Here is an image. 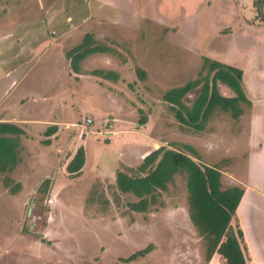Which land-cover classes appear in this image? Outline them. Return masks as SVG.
Here are the masks:
<instances>
[{
    "label": "rangeland",
    "instance_id": "obj_1",
    "mask_svg": "<svg viewBox=\"0 0 264 264\" xmlns=\"http://www.w3.org/2000/svg\"><path fill=\"white\" fill-rule=\"evenodd\" d=\"M234 1L131 0L125 16L104 5L93 6L91 12L82 4L76 12L88 18L84 24L67 22L75 10L65 7L47 27L45 19L32 26L39 35L45 29L56 37L69 32L53 46L59 51L83 46L87 34L95 45L106 47L121 73L86 56L81 69L73 68L95 80L76 79L72 69L66 76L52 69L51 59L59 54L49 49L37 55L15 88L10 101L23 100L26 118L76 125L90 118L92 124L84 133L58 126L59 134L48 141L43 139L45 128L27 126L25 133L19 130L20 141L19 136L13 138L22 156L10 176L0 173V264H227L222 253L228 237L238 240L239 230L230 225V234L211 253V241L201 237L189 219L183 174L167 183L160 202L146 212L132 211L130 204L137 198L120 193L115 179L118 170L130 176L131 168L164 147L222 171V188L238 185L240 138L248 130L245 115L251 103L234 102L228 109L214 105L193 123L178 120L180 112L165 99L191 85L183 100L185 108H191L212 75L202 67L208 58L242 71L243 91L255 101L254 112L264 115V0ZM256 1L260 3L254 5ZM217 84L222 96H235ZM77 145L85 154L82 173L66 178L58 161L66 150L63 159L69 160ZM5 176L11 179L10 188L4 186ZM44 176L57 179L58 197L44 195ZM248 241L241 238L240 250ZM146 249L129 263L120 260Z\"/></svg>",
    "mask_w": 264,
    "mask_h": 264
},
{
    "label": "crops",
    "instance_id": "obj_2",
    "mask_svg": "<svg viewBox=\"0 0 264 264\" xmlns=\"http://www.w3.org/2000/svg\"><path fill=\"white\" fill-rule=\"evenodd\" d=\"M230 1L235 4L234 0ZM82 4L89 5V10H91V12L93 11V6H108L112 8L115 14L118 12V16H121L126 13V8L129 4H131V0H0V123L12 124L24 133L27 131L25 130L27 126L45 128L47 130L46 136L43 138L45 141H48L51 137H57L59 134V132H57L58 126H70L74 129H80L83 133L86 132V130L81 128V125L84 122L81 125H76L73 122L32 120L26 118L27 116L24 114L25 110L22 111L23 106L24 109H26V105L23 103V100L19 99L16 101H10L15 88L28 76L37 55L49 52V49H51L50 53L55 50L58 51L59 54L56 58L51 59L52 69L55 70V67H57L63 74L66 76L68 75V69H72L71 62H69V60L71 61L69 54L79 47L80 44L75 47H71L70 49L60 48L59 51L58 49H54L53 46L59 42L60 39L67 36L69 32L64 30L61 35L56 37V34L53 31L48 32V30L46 31L45 29L43 35H39L32 26H34L37 21L42 23L43 20L41 19H45L42 24L47 27L51 21L53 22L60 14H62L65 7H68V10L70 8L75 10L71 16L66 17L67 22L72 23V21H76L78 25L82 23L84 24L88 18H83L82 15L78 16V13L76 12V7ZM243 7L244 6L242 4V6H240L241 12H244ZM234 11L235 10L233 8L230 9V12L234 13ZM122 19L125 20L124 18ZM87 36V34H84V39ZM87 57L89 60L100 62L105 69L111 70V72H114L115 74L121 73L118 70L117 63L113 61V57L109 56V53L107 52L92 53ZM85 58H83L76 65L77 69H81V67L85 65ZM91 71L95 72V69ZM74 73L76 74L74 76L76 79L84 77L88 80H95V76H90V74L81 76L77 74L78 72L76 71ZM68 78L71 80L70 77ZM254 86V89H258L255 83ZM247 95L248 94H245V96ZM225 98L232 97L228 96ZM246 99L251 103V105L247 107L248 114L245 115L248 130H243V136L240 138V143H243L240 147V164L237 166V169L240 168V177H236L238 185L233 186L242 189L243 195L234 215L230 220L228 233L231 229L230 225L232 226L234 223V230H239V237L237 238L238 247L240 248L241 238L244 237L249 240L248 244L245 245L246 248L241 249V255L245 264H264V117H261L264 115H260L261 113L256 114L254 112L255 101L253 99L249 96L246 97ZM44 101H46V99H44ZM13 108H16L18 112L13 111ZM26 111L29 112V110ZM87 132L90 134L92 133L89 131ZM19 137L18 141L21 140V136ZM21 145L22 144H20V146ZM80 147L81 146L79 145L75 147L73 153H70V158L68 157L69 160L66 161V159H63L65 154L69 152L66 150L58 161L65 171L66 178L67 166ZM19 150L22 149L19 147ZM21 156L22 154L18 151L16 158L17 163L12 169V172L20 163ZM220 172L221 174H224L222 171ZM43 180L51 181L48 193L46 194L47 197L57 195L58 191L56 190V184L54 183L57 179H49L48 176H44ZM41 181L42 180H40V182ZM61 186L62 184H58L57 188L61 190ZM244 201L246 204L242 207ZM229 234L226 233L225 235ZM219 245L220 243L218 246Z\"/></svg>",
    "mask_w": 264,
    "mask_h": 264
},
{
    "label": "trees",
    "instance_id": "obj_3",
    "mask_svg": "<svg viewBox=\"0 0 264 264\" xmlns=\"http://www.w3.org/2000/svg\"><path fill=\"white\" fill-rule=\"evenodd\" d=\"M258 3L260 1H256L254 5ZM97 52H106V47L95 45L87 36L83 46L81 44L69 54L72 71L75 72L73 66L77 65L83 58ZM202 67L209 69V74L212 75L209 82H206L202 87L201 93L192 102L191 108L187 109L183 105V100L190 92L191 85L175 89L172 94L165 96L171 109L180 112V114L176 113V117L180 121L190 120L197 123L204 118L206 111L214 105H221L224 109H228V107H233L230 106L231 103L247 102L241 82L242 71L208 58H203ZM136 73L138 77H144V73L140 69ZM218 82L230 88L235 96L232 98L221 96L217 89ZM182 112L185 113V116L182 115ZM141 122V124H145L144 120ZM19 130L12 124L0 123V173L9 174L17 163L18 143L13 141V138L19 136ZM44 143L47 144V142ZM84 162V150L83 147H80L67 166V177L76 178L80 176ZM130 173L129 176L126 171L118 170L115 182L120 193L131 194L137 198V202L130 204L132 211L136 212H146L150 206L159 203V197L161 192H165L167 183L176 174H183L188 193L189 219L197 227L199 235L205 240L211 241L210 252L213 253L216 250L221 238L228 232L230 220L243 195L242 189L238 187L222 188V174L219 169L198 163L189 156L164 147H160L147 155L139 166L130 169ZM3 183L5 187L10 188L11 179L5 176ZM50 184L51 181L49 180H45L41 184L45 187V196ZM15 187L17 188L16 184ZM145 252L147 249L120 260L129 263L143 256ZM223 255L227 264H245L234 237L229 238Z\"/></svg>",
    "mask_w": 264,
    "mask_h": 264
},
{
    "label": "built area",
    "instance_id": "obj_4",
    "mask_svg": "<svg viewBox=\"0 0 264 264\" xmlns=\"http://www.w3.org/2000/svg\"><path fill=\"white\" fill-rule=\"evenodd\" d=\"M90 124H91V120H90V119H86V120L84 121V123L81 125V128H82L83 130H86L87 127H88Z\"/></svg>",
    "mask_w": 264,
    "mask_h": 264
},
{
    "label": "water",
    "instance_id": "obj_5",
    "mask_svg": "<svg viewBox=\"0 0 264 264\" xmlns=\"http://www.w3.org/2000/svg\"><path fill=\"white\" fill-rule=\"evenodd\" d=\"M30 205H32V202L30 203ZM31 212V208L29 209V213Z\"/></svg>",
    "mask_w": 264,
    "mask_h": 264
}]
</instances>
